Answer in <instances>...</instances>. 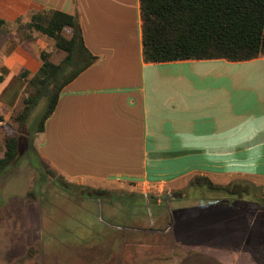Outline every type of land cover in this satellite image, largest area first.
Masks as SVG:
<instances>
[{
	"label": "crops",
	"instance_id": "0c3cea01",
	"mask_svg": "<svg viewBox=\"0 0 264 264\" xmlns=\"http://www.w3.org/2000/svg\"><path fill=\"white\" fill-rule=\"evenodd\" d=\"M48 9L76 12L97 57L62 88L35 139L57 175L108 189L153 182L158 191L193 175L222 184L264 177V56L145 63L138 0H0V153L26 85L20 74L37 71L42 51L54 63L64 56L45 34L16 32L17 20Z\"/></svg>",
	"mask_w": 264,
	"mask_h": 264
},
{
	"label": "rangeland",
	"instance_id": "374dc122",
	"mask_svg": "<svg viewBox=\"0 0 264 264\" xmlns=\"http://www.w3.org/2000/svg\"><path fill=\"white\" fill-rule=\"evenodd\" d=\"M44 105L37 104L19 135L16 165L0 175V264H184L195 253L220 264H264L263 201L233 198L187 180L159 191L153 182L109 185L127 195H149L148 203L141 198L144 213L135 201L127 216L119 202L102 205L82 197L79 187L94 185L73 183L72 195L55 186L43 176L46 165L35 150L34 128ZM242 177L258 187L253 195L262 194L264 178Z\"/></svg>",
	"mask_w": 264,
	"mask_h": 264
},
{
	"label": "trees",
	"instance_id": "16d2710c",
	"mask_svg": "<svg viewBox=\"0 0 264 264\" xmlns=\"http://www.w3.org/2000/svg\"><path fill=\"white\" fill-rule=\"evenodd\" d=\"M138 1L141 52L145 63L207 58L242 61L264 56V0ZM16 23V32L19 35L25 36L28 31L43 33L54 41L55 48L62 51L64 56L59 62L54 63L48 58L49 54L42 51V61L37 71L31 76L25 71L20 74L26 80V85L11 118L10 128L3 134L0 175L7 173L16 165L19 135L37 104L41 100L45 102L44 109L36 121L35 133L43 131L44 122L54 110L62 88L97 60L83 42L76 12L65 13L48 9L43 14L33 15L28 21L17 20ZM5 27L6 22L0 18V42ZM66 30L69 34L67 37L63 34ZM42 174L55 186L72 195L69 187L74 185L73 183L57 175L47 166ZM187 183L190 186H204L211 190L223 191L237 199L264 202V191L259 196L253 195V191L258 190V187L249 179L236 178L222 184L209 176L193 175ZM79 190L82 197L98 199L102 205L119 202L127 216L133 214L132 203L135 201L138 204L136 206L143 208L141 212L144 213V205L145 202L148 203L149 197L144 194L135 195L132 192L127 195L128 193L122 190L100 186L79 187ZM174 193L180 195L179 191ZM141 198H144L145 202H142ZM62 238L70 239L71 236ZM95 238L98 236L95 235ZM193 255L199 257L196 258V264H220L208 255L200 253ZM194 256L188 254L182 262L191 264L195 261L191 259Z\"/></svg>",
	"mask_w": 264,
	"mask_h": 264
},
{
	"label": "built area",
	"instance_id": "2783aa9c",
	"mask_svg": "<svg viewBox=\"0 0 264 264\" xmlns=\"http://www.w3.org/2000/svg\"><path fill=\"white\" fill-rule=\"evenodd\" d=\"M3 125V121L0 119V126H2Z\"/></svg>",
	"mask_w": 264,
	"mask_h": 264
}]
</instances>
